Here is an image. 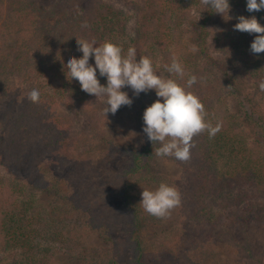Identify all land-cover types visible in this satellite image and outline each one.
Listing matches in <instances>:
<instances>
[{"label":"trees","instance_id":"trees-1","mask_svg":"<svg viewBox=\"0 0 264 264\" xmlns=\"http://www.w3.org/2000/svg\"><path fill=\"white\" fill-rule=\"evenodd\" d=\"M229 4L232 19L227 20L201 0H0V254L14 253L15 264H56L54 257L62 255L70 262L88 258L82 239L86 228L58 223L54 211H42L38 193L27 188L46 187L43 179H37L44 156H52L46 165L58 170L84 162L81 158L94 142L95 131L114 116L103 114L106 97L85 93L67 76L68 59L82 57L76 39L95 40L96 46L111 42L125 56L134 47L137 61L150 58L158 75L176 80L199 98L206 122L221 126L214 137L207 131L194 137L189 162L177 161L182 167L177 185L188 193L184 215L210 229L203 232L209 242L198 251L185 249L184 256L168 247L150 254L143 237L145 221L152 216L139 205L137 196L142 192L131 179L120 195L131 218L133 263L209 264L216 254L209 234L222 225L223 211L237 212L247 202L253 207L241 222L264 227V91L259 88L264 81V53L250 51L255 34L234 30L238 16H255L264 26V10L247 12L246 0ZM85 22L88 27H82ZM173 58L184 69L182 79L167 71ZM89 63L95 66L94 58ZM192 75L197 83L188 88ZM97 78L106 86L98 71ZM34 88L40 92L38 103L27 98ZM122 91L133 103L115 115L124 113L127 123L143 132L150 91L138 97L130 88ZM75 111L92 120L90 131L78 129L79 122L70 114ZM143 137L141 149L132 143L115 145V150L129 155L128 173L134 177L146 170V161L158 148L145 133ZM62 198L71 199V193ZM48 205L55 210L53 203ZM100 231L106 243L112 242L105 227ZM245 242L247 256L257 261L253 241ZM103 262L121 264L112 254Z\"/></svg>","mask_w":264,"mask_h":264},{"label":"rangeland","instance_id":"rangeland-1","mask_svg":"<svg viewBox=\"0 0 264 264\" xmlns=\"http://www.w3.org/2000/svg\"><path fill=\"white\" fill-rule=\"evenodd\" d=\"M47 6L50 7L49 4ZM157 99L155 91H150L145 99L147 106H151ZM76 112L70 114L79 122L78 129L90 131L92 120L81 115L82 112ZM125 122L128 121L124 113L114 115L109 119L108 125L95 131L94 142L90 143L89 149L87 148L81 158L84 162L79 161L74 165V169H70L69 164L59 170L47 167L46 164L53 160L49 155L38 161L37 179H43V186L46 187L39 189L32 187L34 184H31L27 188L38 193V200L42 204L41 210L45 213L54 211L55 216L60 219L58 223L63 226L76 223L86 228L82 239L88 250V258L70 262L63 255L55 256L56 264H104V258L110 254L121 264H134L131 218L124 209L125 201L120 195L124 185L131 183V179L135 180L136 187L141 192L145 189L154 191L161 183H165L176 187L181 193V206L172 211L170 218L158 219L152 216L145 221L143 239L150 254L160 253L168 247L176 249L184 256L185 249L198 251V248L210 240L206 233V236H203V232L210 231L208 227H199L196 222L190 221L187 214L184 215L183 201L188 193L182 190L184 186L177 185V181L179 182L182 177V167L175 158L155 155L153 159L146 161V170L141 175L134 177L128 173L131 159L124 150L119 148L115 150V145L125 146L132 143L141 149L144 137L143 132L137 129V125L129 122L126 127ZM107 141L113 142L110 144ZM32 180L36 182L34 177ZM66 193H71L72 198L68 200L62 198ZM137 198L140 204L141 194L138 193ZM49 203L54 204L55 210H50L52 206L48 205ZM248 204L250 203L244 204L237 212L223 211L222 225L217 226L216 231L209 234L213 239L211 249L217 254V257L215 254L209 259V264H258L259 261L264 264V227L241 222L253 207ZM236 213L239 215L238 218ZM47 216L50 220L51 217ZM236 221H240V225ZM101 227L106 228L112 242L106 243L103 236L101 237ZM247 238H251L254 243L253 250L257 253V261L250 259L242 246L246 245ZM15 263L17 261L14 253L0 254V264Z\"/></svg>","mask_w":264,"mask_h":264},{"label":"clouds","instance_id":"clouds-1","mask_svg":"<svg viewBox=\"0 0 264 264\" xmlns=\"http://www.w3.org/2000/svg\"><path fill=\"white\" fill-rule=\"evenodd\" d=\"M201 4L224 19H232L228 15L232 10L229 0H201ZM261 10H264V0H246L247 12ZM236 19L238 23L234 26L235 31L255 34L250 51L253 54L264 53V26L255 16H238ZM82 27H88L87 23ZM76 42L82 57L68 59L65 66L67 76L78 81L85 93L96 98L106 97V107L103 109L105 117L108 113L115 115L122 106L131 107L133 100L122 89L130 88L136 97L141 93L155 91L158 99L143 113V133L152 145H161L155 151L156 156L173 157L187 163L191 160V149L195 147L194 137L205 131L210 137H214L220 131L219 124L213 126L206 122L207 113L196 95L186 91L176 80L158 75L153 69L152 60L147 56L139 57L137 61L134 47H130L125 56L122 54L123 49L111 42H104L99 46H96L95 40L89 42L76 39ZM91 58H94L95 66L89 63ZM166 67L169 73H175L181 79L185 75L183 67L175 58ZM97 71L100 77L106 78V86L101 85ZM195 83L197 77L192 75L187 80V87L191 88ZM259 88L264 91V81L260 82ZM27 98L32 103H38L39 90L32 89ZM181 203L179 190L161 183L154 191L143 190L139 205L149 215L166 219L170 218L172 211L180 207Z\"/></svg>","mask_w":264,"mask_h":264}]
</instances>
